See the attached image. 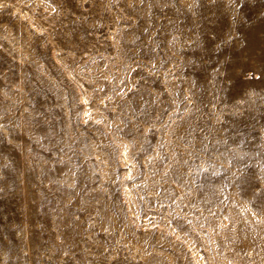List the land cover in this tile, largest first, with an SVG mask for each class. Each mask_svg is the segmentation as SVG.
<instances>
[{"label": "rangeland", "instance_id": "obj_1", "mask_svg": "<svg viewBox=\"0 0 264 264\" xmlns=\"http://www.w3.org/2000/svg\"><path fill=\"white\" fill-rule=\"evenodd\" d=\"M0 264H264V0H0Z\"/></svg>", "mask_w": 264, "mask_h": 264}]
</instances>
